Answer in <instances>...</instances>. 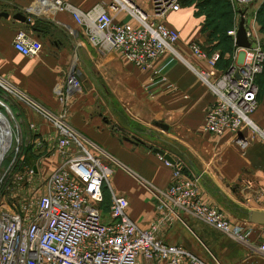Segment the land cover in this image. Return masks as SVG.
Masks as SVG:
<instances>
[{"label": "crops", "instance_id": "obj_1", "mask_svg": "<svg viewBox=\"0 0 264 264\" xmlns=\"http://www.w3.org/2000/svg\"><path fill=\"white\" fill-rule=\"evenodd\" d=\"M36 1L0 0V10L9 13L0 15V73L48 108H64L67 120L78 131L125 166V170L113 169L110 181L117 192L128 197V212L142 226H148L156 215L154 197L145 182L166 187L172 179L173 165L153 151L156 145L146 144L135 134H123L117 118L122 113L138 123L152 125L153 129L145 131L147 136L158 137L159 147L168 151L176 163L189 166L187 173L200 175L205 201L223 207L235 222L251 223L249 237L242 242L204 222L209 229L217 230L212 237L201 235L206 244L189 225L198 218L183 214V221L174 220L164 227L160 237L169 243H181L205 258L213 254L224 264H264V250L259 247L263 239L261 225L247 221L245 213L248 208L264 210V94L251 113L257 128L243 127L219 135L204 129L205 112L215 95L198 73L199 69L209 68L206 59L197 57L189 43L192 39L198 41L206 53L212 48L220 51V45H215L217 39L207 36L209 41L205 40L195 4L182 6L165 17L169 26L179 30L177 54L163 53L150 68L142 69L115 51H98L88 41L83 25L69 12L58 10L52 16L37 13ZM69 1L86 9L105 0ZM17 12L29 21L14 17ZM116 17L130 19L124 11ZM20 28L41 40L42 49L36 55H25L12 45L14 33ZM233 45L232 50L223 52L221 65L217 64L219 70L227 69L224 63L228 57L235 67L243 62L248 49L236 45L234 37ZM70 70L76 73L80 87L63 103L58 95ZM27 111L38 130L54 138L52 126ZM158 121L168 127L162 128L156 124ZM241 136L246 138L244 146L237 141ZM181 224L188 229L187 235L182 240H169Z\"/></svg>", "mask_w": 264, "mask_h": 264}, {"label": "built area", "instance_id": "obj_2", "mask_svg": "<svg viewBox=\"0 0 264 264\" xmlns=\"http://www.w3.org/2000/svg\"><path fill=\"white\" fill-rule=\"evenodd\" d=\"M180 6L179 0H105L82 9L69 0H37L34 8L37 13L51 16L58 10L69 12L83 25L88 41L98 51H115L148 69L163 53L177 54L179 30L169 26L165 17ZM121 11L130 19H117ZM235 31L236 26L227 30L233 37ZM12 45L29 56L42 49L41 40L23 28L15 31ZM189 46L197 57L206 59L209 68L199 69L198 73L215 95L205 112L204 129L219 135L243 127L257 128L251 113L258 105L255 76L263 68V50L250 45L252 50L246 51L240 65L219 70L218 49L206 53L197 41ZM2 81L4 89L13 88L14 98L52 126L60 161L46 175L38 193L7 205L0 201V264H224L213 254L205 258L181 243H169L160 237L164 227L174 220L183 221V214L238 241L248 239L251 223L235 222L223 207L205 201L199 176L185 172L177 163L172 164V179L166 187L145 182L154 197L156 215L148 226L140 225L128 212V197L111 184V155L78 131L67 120L64 108L54 111L14 84ZM79 87L76 73L70 70L58 99L64 103ZM29 126L37 128L32 120ZM12 129L10 140L0 144L1 192L7 177H13L15 189L22 187L23 176L35 173L34 165L23 175L12 172L10 166L2 173L5 157L14 152L11 160L15 162L19 151V138ZM237 141L240 146L246 144L244 136ZM105 189L109 193L106 212L101 206ZM260 225L263 239L259 247L264 250V224Z\"/></svg>", "mask_w": 264, "mask_h": 264}, {"label": "rangeland", "instance_id": "obj_3", "mask_svg": "<svg viewBox=\"0 0 264 264\" xmlns=\"http://www.w3.org/2000/svg\"><path fill=\"white\" fill-rule=\"evenodd\" d=\"M141 1L145 2L146 0H141ZM194 1L199 3L198 6L195 4V6L197 7L195 14L201 17V22H202L201 28L203 27L202 32L205 33L206 35L205 40L209 41L208 32L213 27V24L211 23H210L211 25H208L209 20L212 19L207 16L206 11L208 9L213 8L214 13L217 14L223 13V21L230 20V22H226L229 25L227 27L228 29L237 26L240 17V10H243L245 25L249 32V39L252 42L251 45L260 47V49L263 50L264 52V9H262V3L264 2V0H194ZM187 5L189 4L186 5L181 4L180 8L182 6H187ZM200 5H204V10H202ZM223 21L221 20V24H223L222 23ZM206 25H208L210 28L206 27ZM245 48L248 49L249 51L252 50L251 49L252 47H245ZM0 79L3 80L2 82L7 81L13 84V82L10 80L8 76H5L1 73H0ZM6 89L7 88L4 89L3 86L0 85V116L1 118L7 121V125L9 126V129L11 125L12 127H14L16 136L19 138V151L17 153V158L15 162L11 160L14 156V152H12L11 154L5 157L2 165V173L4 172L5 168L10 166V168L12 167V172L14 170L15 172H18L19 174L23 175L24 174L23 172L27 168L32 167V165L35 166V170H34L35 173L32 176L27 177L25 175L21 179L22 187H17L13 189V183L11 182V180H13V177L12 178L7 177L5 179L2 187V192L0 191L1 192L0 201H5L7 205V204H11V202L14 200L17 201L20 197L29 198V196L33 195L34 193L36 192L38 193L42 189L43 181L46 175L50 172V170H52V168L56 165V163L60 161L59 160L60 155H58V152L56 151L55 140L53 137H51V134L49 132L43 133L42 131H39L38 127L36 128V130H32L31 127L29 126V120H31L33 117L27 115L28 112L27 110L29 109L26 108L22 103H20L16 98L13 97L12 87L9 90ZM261 95L262 94L259 93V98ZM30 112L32 111L30 110ZM117 120H118L117 123H119L120 126H122L121 132L123 134L130 136L131 134H135L136 136L143 139L146 142V144L159 146L158 145L159 138L158 137L150 138L149 136H147L145 132L148 127L150 129H153L152 125L148 126V124L145 123H138L135 120L131 119V117H127L125 114L122 113L119 114ZM45 130L46 129H43V131ZM41 133H43L45 136L42 137ZM7 135L9 134H6L4 137H6ZM37 140L40 143L38 144V146L35 147V142ZM109 162L111 163L113 169L115 168H120V169L122 168L124 170L126 169L125 166H123L121 163H119L117 160L113 159L112 157L109 158ZM10 168L8 169V171L11 170ZM188 168L189 166L184 167L183 170L185 172H188ZM191 174L197 175V173L194 172H191ZM197 176L200 177L199 174ZM111 177L112 176H110V180ZM26 184H30L32 187L28 188ZM108 200H109V195L108 192L106 191L104 200L101 203L104 212L107 211V206L109 202ZM190 219L193 218L190 217L189 220ZM189 225L191 226V228L193 229L195 228L199 232L201 238H202L201 235L204 233L206 235H209L210 237L215 236L217 233V230L215 231V229L212 228L209 229V226L206 225L202 220L197 219L195 221H192V223ZM187 232L188 229L183 224H181L180 226H178V229L176 230L175 234L173 233L170 234L172 238L170 237L169 240L171 241H173L174 239L182 240V238H184L187 235ZM193 238L196 240L197 243L198 240L195 237ZM201 240H203L206 244H208V241L206 242L203 238Z\"/></svg>", "mask_w": 264, "mask_h": 264}, {"label": "trees", "instance_id": "obj_4", "mask_svg": "<svg viewBox=\"0 0 264 264\" xmlns=\"http://www.w3.org/2000/svg\"><path fill=\"white\" fill-rule=\"evenodd\" d=\"M180 4H196L198 6L199 3L195 2L194 0H179ZM203 4V2H202ZM200 7L202 8V10H204V5H200ZM262 9H264V2L262 3ZM213 11V12H212ZM207 16L209 18H212L209 20L208 25L213 24V27L210 29L209 33V39H217L215 45H220V58L217 61L218 65L220 64V61L222 59V55L223 52L226 50H232L233 48V37L231 35H229L227 33V27L229 26L226 22H230L229 21H223V13H214V9L210 8L206 11ZM218 19V20H217ZM221 20L223 21L221 24ZM211 23V24H210ZM226 23V24H225ZM208 25H206V27H209ZM210 28V27H209ZM203 29V27H202ZM42 30V27H41ZM213 47V46H212ZM214 48L211 49V51ZM230 57L227 58V61L224 63V68H228L230 66ZM255 82L258 86V90H257V100L259 99V93L260 94H264V63H263V68L260 72H258L255 76ZM261 95V96H262ZM182 169H184V167H182ZM104 194H105V190H104ZM105 197V196H104ZM109 201V200H108Z\"/></svg>", "mask_w": 264, "mask_h": 264}, {"label": "water", "instance_id": "obj_5", "mask_svg": "<svg viewBox=\"0 0 264 264\" xmlns=\"http://www.w3.org/2000/svg\"><path fill=\"white\" fill-rule=\"evenodd\" d=\"M9 13L7 11L0 10V15L7 16ZM14 17H17L23 21L28 22L29 19L26 17L25 14L21 12H17L14 14ZM234 42L236 45L241 47H249L251 45V40L248 37L247 27L245 25V18L243 15V11L240 10V18L236 26V31L234 35ZM159 126L162 128H167L168 125L164 122L158 121L156 122ZM153 151L157 152L159 155H161L165 160H167L171 164H175L176 160L175 158L165 149L159 147V146H153ZM178 164V163H177ZM246 219L247 221L264 224V210L261 209H254V208H248L246 211Z\"/></svg>", "mask_w": 264, "mask_h": 264}, {"label": "bare ground", "instance_id": "obj_6", "mask_svg": "<svg viewBox=\"0 0 264 264\" xmlns=\"http://www.w3.org/2000/svg\"><path fill=\"white\" fill-rule=\"evenodd\" d=\"M9 123H10V121H9ZM10 125H11V123H10ZM12 131H13L12 125L10 126V129H9V126L7 125V121L5 119L1 118V116H0V144H3V140H5V139L7 141L10 140L11 135H12ZM6 134H9L6 136L7 138L4 137ZM0 147H1V145H0Z\"/></svg>", "mask_w": 264, "mask_h": 264}]
</instances>
